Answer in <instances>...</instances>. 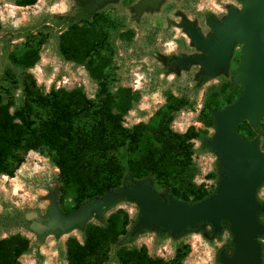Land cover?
<instances>
[{"label": "trees", "instance_id": "16d2710c", "mask_svg": "<svg viewBox=\"0 0 264 264\" xmlns=\"http://www.w3.org/2000/svg\"><path fill=\"white\" fill-rule=\"evenodd\" d=\"M36 2L18 0L22 6ZM78 2L71 13L52 14L38 32L58 30L59 56L88 71L98 85L97 99L88 98L81 87L69 90L52 86L45 93L30 70L40 61L41 46L51 33L34 34L31 29L19 33L16 38L25 39L24 48L11 51L8 57L11 83L20 93L7 101L0 95V176L14 177L31 150L49 156L59 169V202L64 211L63 219L79 213L87 202L103 199L123 187L141 182L154 181L169 195L189 203L214 193L216 189L194 182L197 174L193 162L196 153L194 140L207 144L206 131L192 125L185 132H177L170 126L177 112L193 109L196 101L173 97L157 126L144 122L125 125V116L139 96L131 94L129 89H114L117 49L112 38L113 21L97 9L98 0ZM2 27L0 19V29ZM120 36L130 40L134 32L126 30L120 32ZM243 91L240 84L229 80L209 86L200 113L201 121L207 127L217 128L215 113L234 103ZM238 131L247 139L257 136L248 120L238 125ZM261 146L264 149V125ZM122 150L133 155L125 163L119 158ZM70 195L74 204L67 208L64 200ZM260 215L264 217V211ZM131 221L128 213L119 209L105 220V224H87L82 242L75 237L67 241L68 264H107L111 251L115 252L116 264H162V259L148 255L146 247L115 248L121 238L129 234ZM49 222L39 221L42 226L39 243L50 232H66L59 221ZM33 223L34 219L21 208L4 205L0 211L2 228H29ZM30 246V239L21 233L0 239V264H22L20 258Z\"/></svg>", "mask_w": 264, "mask_h": 264}, {"label": "rangeland", "instance_id": "374dc122", "mask_svg": "<svg viewBox=\"0 0 264 264\" xmlns=\"http://www.w3.org/2000/svg\"><path fill=\"white\" fill-rule=\"evenodd\" d=\"M78 4V0H37L33 5L22 6L18 0H0V19L3 23L0 29V95L5 101L20 93L11 83L8 57L11 51L24 48L25 39L16 38L19 33L31 29L34 34L46 35L49 31L38 32L46 19L52 14L71 13ZM97 5V9L108 16L114 25L112 38L117 49L114 56V89H129L131 94L139 96L125 116L124 124L133 126L144 122L157 126L173 97L195 100V107L177 112L170 126L177 132H185L192 125L206 131L209 138L207 144L202 145L200 140H194L196 153L193 162L197 167L194 182L204 184L208 189H217L224 172L220 155L209 146L216 128L207 127L201 121L200 113L209 86L228 80L238 84L234 82V74L240 65L244 43L235 44L226 67L219 66L208 75L202 64H182L180 59L207 56L195 43L188 29L189 24L194 25L205 38H217L218 33L212 21H224L232 10H241L243 0H98ZM126 30L134 32L132 39L124 40L120 36V32ZM49 33L51 36L40 49V61L30 70L37 84L45 93L52 86L69 90L81 87L88 98L96 100L97 83L83 66L64 61L59 56V32L53 28ZM251 125L257 131L253 139L259 141L262 149L264 116L257 125ZM132 156L122 150L119 158L125 163ZM212 173L216 176L208 178L207 175ZM58 176L59 169L52 159L32 150L26 154L25 162L14 177L0 176V211L4 205H12L25 210L34 219L29 228L0 227V239L15 233L30 239V249L20 258L22 264H68V239L75 237L82 242L87 224H105V220L119 209L126 211L132 221L128 225L129 234L123 236L115 248L146 247L148 255L162 259V264H223L221 255L233 252V235L228 221H223L221 232H216L209 222H200L196 227L181 233L163 229L156 224L144 227L139 225L143 210L136 199L119 200L104 210L92 207L102 201V198L96 199L85 203L76 215L63 219ZM148 184L154 187L159 197L168 201L171 195L166 189L154 181ZM256 196L264 206V183L257 189ZM73 204L72 195L64 200L67 208ZM258 218L264 223L260 213ZM40 220H48L51 224L59 221L66 232H50L39 243L38 235L42 231ZM258 239L264 244V235L258 236ZM114 253H109L107 264H116Z\"/></svg>", "mask_w": 264, "mask_h": 264}, {"label": "water", "instance_id": "95a60500", "mask_svg": "<svg viewBox=\"0 0 264 264\" xmlns=\"http://www.w3.org/2000/svg\"><path fill=\"white\" fill-rule=\"evenodd\" d=\"M100 1V0H99ZM217 38H205L192 24L188 25L195 43L207 56L182 57V64L200 63L211 74L226 67L236 43H244L243 54L234 82L244 91L232 104L215 113L216 133L209 146L220 155L224 177L208 197L189 203L171 195L159 197L148 183H138L112 192L92 205L104 210L122 198L136 199L142 207L140 226L159 227L183 232L200 222H209L221 232L228 221L233 235L232 254L221 255L223 264H263L264 223L258 213L264 206L256 196L264 183V152L257 139H247L238 125L248 119L257 125L264 116V0H243L241 10H232L224 21H212ZM79 216V215H78Z\"/></svg>", "mask_w": 264, "mask_h": 264}]
</instances>
